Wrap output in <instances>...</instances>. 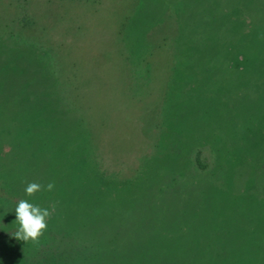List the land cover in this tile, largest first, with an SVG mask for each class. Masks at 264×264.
Wrapping results in <instances>:
<instances>
[{"label": "rangeland", "instance_id": "1", "mask_svg": "<svg viewBox=\"0 0 264 264\" xmlns=\"http://www.w3.org/2000/svg\"><path fill=\"white\" fill-rule=\"evenodd\" d=\"M212 1L0 0V264H264V0Z\"/></svg>", "mask_w": 264, "mask_h": 264}, {"label": "clouds", "instance_id": "2", "mask_svg": "<svg viewBox=\"0 0 264 264\" xmlns=\"http://www.w3.org/2000/svg\"><path fill=\"white\" fill-rule=\"evenodd\" d=\"M54 188L53 183L47 185L48 191ZM42 186L32 182L27 185L25 192L28 196L34 195L40 191ZM55 206L53 205V211ZM17 224V230L12 234L17 240L23 242H38L47 228V220L50 218V211L47 208H41L38 205L29 203L27 200L21 199L17 202L14 209Z\"/></svg>", "mask_w": 264, "mask_h": 264}, {"label": "trees", "instance_id": "3", "mask_svg": "<svg viewBox=\"0 0 264 264\" xmlns=\"http://www.w3.org/2000/svg\"><path fill=\"white\" fill-rule=\"evenodd\" d=\"M216 2V1H215ZM209 4H210V6H214L213 8H218V3H214L212 0H209ZM216 4V5H215ZM217 6V7H216ZM210 8H212V7H210ZM210 8H208V11L210 10ZM203 14H204V18L206 17V11L205 12H203ZM189 21V20H188ZM192 21V20H191ZM127 22H129V18H128V21ZM193 22V25L191 26V27H195V26H198V22L197 21H192ZM195 44H197V43H194V45ZM197 46V45H196Z\"/></svg>", "mask_w": 264, "mask_h": 264}]
</instances>
